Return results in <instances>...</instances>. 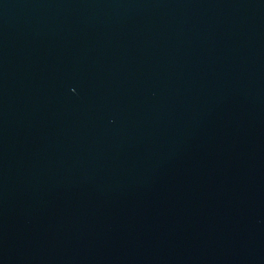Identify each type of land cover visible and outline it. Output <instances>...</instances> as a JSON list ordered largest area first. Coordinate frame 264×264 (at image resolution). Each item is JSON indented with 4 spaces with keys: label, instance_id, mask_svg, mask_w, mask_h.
Wrapping results in <instances>:
<instances>
[{
    "label": "water",
    "instance_id": "95a60500",
    "mask_svg": "<svg viewBox=\"0 0 264 264\" xmlns=\"http://www.w3.org/2000/svg\"><path fill=\"white\" fill-rule=\"evenodd\" d=\"M0 264H264V0H0Z\"/></svg>",
    "mask_w": 264,
    "mask_h": 264
}]
</instances>
